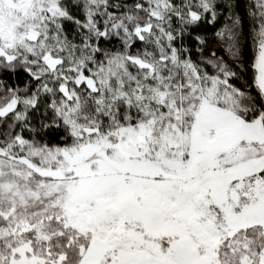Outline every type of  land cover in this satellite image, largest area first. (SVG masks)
Masks as SVG:
<instances>
[{"label":"snow or ice","instance_id":"obj_1","mask_svg":"<svg viewBox=\"0 0 264 264\" xmlns=\"http://www.w3.org/2000/svg\"><path fill=\"white\" fill-rule=\"evenodd\" d=\"M0 264H264V0H0Z\"/></svg>","mask_w":264,"mask_h":264}]
</instances>
